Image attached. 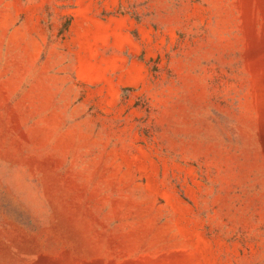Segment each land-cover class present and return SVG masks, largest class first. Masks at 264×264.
<instances>
[{
	"label": "rangeland",
	"instance_id": "obj_1",
	"mask_svg": "<svg viewBox=\"0 0 264 264\" xmlns=\"http://www.w3.org/2000/svg\"><path fill=\"white\" fill-rule=\"evenodd\" d=\"M0 264H264V0H0Z\"/></svg>",
	"mask_w": 264,
	"mask_h": 264
}]
</instances>
